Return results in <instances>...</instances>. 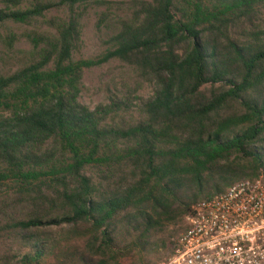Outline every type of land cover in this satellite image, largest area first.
<instances>
[{
    "label": "trees",
    "instance_id": "16d2710c",
    "mask_svg": "<svg viewBox=\"0 0 264 264\" xmlns=\"http://www.w3.org/2000/svg\"><path fill=\"white\" fill-rule=\"evenodd\" d=\"M1 1L0 26L70 13L54 35L34 34L27 65L0 75V187L34 207L7 226L23 247L14 264H143L171 249L169 230L198 203L264 179V0ZM116 1L138 11L101 58L74 62V10ZM112 60L155 85L126 127L107 124L114 105L78 102L83 71ZM47 227L67 231L32 234Z\"/></svg>",
    "mask_w": 264,
    "mask_h": 264
},
{
    "label": "rangeland",
    "instance_id": "374dc122",
    "mask_svg": "<svg viewBox=\"0 0 264 264\" xmlns=\"http://www.w3.org/2000/svg\"><path fill=\"white\" fill-rule=\"evenodd\" d=\"M54 0H25L18 7L30 8L36 3H51ZM0 0V9H5ZM138 11L134 2L116 1L110 6H81L74 10L79 22L78 48L72 52V60L89 61L101 58L112 47L111 39L116 34L119 24L130 19ZM260 26L264 28V8ZM70 13L64 8H54L42 18L28 24L5 23L0 26V75L7 76L27 65L36 55L32 38L34 34L54 35L60 21L68 20ZM155 90L152 82L143 80L134 67L112 60L98 67L83 71L78 102L93 111L97 107H116V114L110 116L107 124L126 127L142 119L141 109ZM89 175H92L88 171ZM18 197L9 187H0V264H14L21 253L22 242L19 234L7 227L11 222L27 220L32 216V204L19 202ZM44 213H51L47 207ZM187 228L186 218L183 225L169 230L167 239L171 241ZM64 227H47L34 231V236L43 241L58 238L65 234ZM27 235L30 233L27 232ZM170 249L164 250L157 257L148 259L143 264H157L164 260ZM136 264H139L138 262Z\"/></svg>",
    "mask_w": 264,
    "mask_h": 264
},
{
    "label": "built area",
    "instance_id": "2783aa9c",
    "mask_svg": "<svg viewBox=\"0 0 264 264\" xmlns=\"http://www.w3.org/2000/svg\"><path fill=\"white\" fill-rule=\"evenodd\" d=\"M158 264H264V179L244 180L198 203Z\"/></svg>",
    "mask_w": 264,
    "mask_h": 264
}]
</instances>
